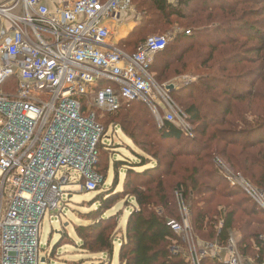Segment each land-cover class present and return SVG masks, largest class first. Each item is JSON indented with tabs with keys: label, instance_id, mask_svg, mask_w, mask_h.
Segmentation results:
<instances>
[{
	"label": "built area",
	"instance_id": "2783aa9c",
	"mask_svg": "<svg viewBox=\"0 0 264 264\" xmlns=\"http://www.w3.org/2000/svg\"><path fill=\"white\" fill-rule=\"evenodd\" d=\"M130 9L132 0H0V264H52L53 249L47 254L40 240L44 220L68 225L71 188L96 192L100 149L114 151L123 138L118 125L107 134L97 112L139 101L159 129L173 123L193 134L169 86L150 72L169 38L151 36L133 54L114 43V25ZM216 164L264 209V193ZM178 203L182 222L170 226L192 263L221 255L217 245L199 248L181 195ZM224 252L227 264H249L233 236Z\"/></svg>",
	"mask_w": 264,
	"mask_h": 264
},
{
	"label": "trees",
	"instance_id": "16d2710c",
	"mask_svg": "<svg viewBox=\"0 0 264 264\" xmlns=\"http://www.w3.org/2000/svg\"><path fill=\"white\" fill-rule=\"evenodd\" d=\"M134 1L140 5L148 1L159 17L178 16V7L167 0H132V5ZM179 7L203 15L191 24L198 32L177 36L155 56L150 72L157 83L185 73L199 76L197 83L171 93L184 107L195 137L173 123L159 129L150 109L139 101L122 102L114 114L101 113V121L98 112L97 120L107 134L113 125L120 126L123 139L141 161L115 163L117 169L123 165L127 169L119 178V184H125L123 191L108 193L105 197L111 196V201L102 200L100 209L89 214L95 222L76 228V234L82 250L113 260L118 223L104 216L119 200L131 199L134 207L123 226L119 263L193 264L183 234L170 226L182 222L181 195L193 235L203 242V249L206 245L225 249L232 234L238 233L237 246L244 255L249 245H257L254 257L247 260L263 264L264 209L232 186L216 161L264 193V0H179ZM136 30L119 45L130 54L149 38ZM186 93L192 103L183 101L181 94ZM118 147L100 149L98 174L102 155L111 156ZM201 264L227 263L211 254Z\"/></svg>",
	"mask_w": 264,
	"mask_h": 264
},
{
	"label": "rangeland",
	"instance_id": "374dc122",
	"mask_svg": "<svg viewBox=\"0 0 264 264\" xmlns=\"http://www.w3.org/2000/svg\"><path fill=\"white\" fill-rule=\"evenodd\" d=\"M167 1L168 3L178 7V16L166 15L165 17H159L155 12H151L152 7L148 1H144V3L141 5L134 1L132 9H130L129 11V18L127 19L125 25L117 28L116 32H124V34H122L121 32L122 35L119 34V37L123 36L124 38L128 33L137 29L136 32L141 33V35H143V38L151 36H167L170 41L169 45H171L179 35L191 36L195 34L196 30H193L191 28V24L194 25L195 23L200 21L202 19L201 16L203 15L198 14L197 12L192 14L191 11L188 10V7L180 8L179 0ZM146 14L148 15L147 17ZM205 14L206 13H204V15ZM145 17L146 20H143V18ZM200 41L201 40H196V43H199ZM198 78L199 76L197 75H190L185 73L181 76L174 75L170 80H167L165 82H160L158 80L157 81L158 84L162 86H173L175 89L174 91H177L185 90V88H187L190 84L197 83ZM196 89L199 90L201 89V87L198 86L196 87ZM181 95L184 99L183 101H185L186 104L192 103V100H189L188 93ZM174 101L177 107L184 112V107L180 105V102H178L177 99ZM98 115L99 120L101 121L103 119L101 113H98ZM110 134H112V131H110ZM187 136L195 137V134L193 132V134ZM116 141L122 146H117L118 149H116L114 154L111 156L104 154L102 155L101 163L103 167L101 170V174H99V176L102 178V181L99 183L98 190L93 193H80L78 185H75L71 188L75 194L70 201L71 213L69 215L70 219H68V226L66 225L65 228H63V226H61L60 224L50 225L47 218L44 220L41 228L40 240L43 244L42 249L45 250L46 253L49 251V249H51V251L53 249L52 257H49V261H52V264H120L117 258V254L119 252L118 249L121 246L120 240L123 237L124 223L127 221V217L131 214V211L134 207L133 200L130 199L129 201L125 202L123 200H119L108 212H106L104 216V218L108 220L117 219L118 223V227L114 232L115 255L113 260H110L107 254L92 253L82 250L81 245L83 242L78 238L76 234V228L80 226L90 225L95 222V218L93 217L90 219L89 214L100 209L102 200L106 202L111 201V196L108 198L105 197L108 193H110L111 191L117 193L123 191L125 184H119V178L125 177L127 169L124 165L121 168L117 169L115 167V163L124 161L125 164H127V162H130L132 164L135 163L134 165H136V163H140L141 161L138 155L131 151L127 142L123 138L121 141ZM173 145H175V143L170 144L169 147ZM137 149V153L142 154V152ZM145 156L148 157L147 155ZM143 170L144 168H140L139 171ZM72 176L75 178L76 172L72 171ZM232 236L235 238L237 243L241 239V236L238 233H233ZM194 238L198 242V244L202 246H199V248H203V242L201 240H198L195 235ZM255 244H251V246H248V255H244L241 247L238 245L239 253L245 261L247 260V258L251 259L254 257L257 249V245ZM221 251L223 253L224 249L222 248ZM49 253L50 252H48L47 254ZM251 261L253 260H247L248 263H250Z\"/></svg>",
	"mask_w": 264,
	"mask_h": 264
},
{
	"label": "crops",
	"instance_id": "0c3cea01",
	"mask_svg": "<svg viewBox=\"0 0 264 264\" xmlns=\"http://www.w3.org/2000/svg\"><path fill=\"white\" fill-rule=\"evenodd\" d=\"M128 18H129V11H127V12H125V13H123V14L121 15V20H120V23H118V25H114V29H113V30H114V43H115L117 46H119V45L121 44V42H122L123 40H125L127 36L130 35V33H128V34L123 38V36H120V37H119V34H121V32H122V34H124L123 31H120V33H119V32H116L118 27H121V26L125 25V23H126V21H127ZM122 34H121V35H122ZM119 47H120V46H119ZM220 256H221L223 259H225V258L227 257V255H226L225 252L221 253Z\"/></svg>",
	"mask_w": 264,
	"mask_h": 264
},
{
	"label": "water",
	"instance_id": "95a60500",
	"mask_svg": "<svg viewBox=\"0 0 264 264\" xmlns=\"http://www.w3.org/2000/svg\"><path fill=\"white\" fill-rule=\"evenodd\" d=\"M168 88H169V90L172 91V92L175 90L173 86H169ZM67 226H68V225H67Z\"/></svg>",
	"mask_w": 264,
	"mask_h": 264
}]
</instances>
